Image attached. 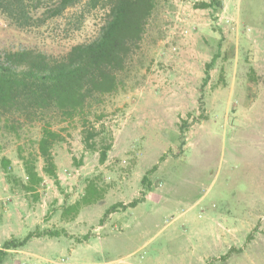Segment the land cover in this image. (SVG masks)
<instances>
[{"label":"rangeland","instance_id":"rangeland-1","mask_svg":"<svg viewBox=\"0 0 264 264\" xmlns=\"http://www.w3.org/2000/svg\"><path fill=\"white\" fill-rule=\"evenodd\" d=\"M42 1L56 0H32L35 17ZM96 1L26 27L0 9V51L64 56L108 20ZM209 1L155 0L120 88L88 122L40 110L0 122V250L33 235L2 264H264V0ZM45 126L59 134L56 177Z\"/></svg>","mask_w":264,"mask_h":264},{"label":"trees","instance_id":"trees-1","mask_svg":"<svg viewBox=\"0 0 264 264\" xmlns=\"http://www.w3.org/2000/svg\"><path fill=\"white\" fill-rule=\"evenodd\" d=\"M81 1L56 0L52 7L42 1L39 7L44 4L46 7L39 17L33 14L32 0H0V9L18 26L26 27L40 25L48 18L60 16ZM92 1L96 5L97 1ZM109 3V17L98 37L73 46L62 57L27 48L0 51V122H16L19 112L29 113V110H36V113L37 110L51 111L52 118L61 122L80 117L86 123L92 116H97L93 111L94 101L99 95L120 88L122 81L119 73L125 69L129 58L139 47L155 7V0H109ZM200 6H221V1L210 0ZM12 127L17 128L15 124ZM58 139L59 134L45 126L39 140L45 172L53 177L56 174L51 148ZM111 146L109 144L102 150V161L107 158ZM25 169L30 187L40 184L42 179L32 161L25 160ZM141 201L135 199L112 208L135 207ZM78 206L76 204L74 207L77 209ZM32 236L28 234L22 240L5 241L0 250V264L8 250L24 246Z\"/></svg>","mask_w":264,"mask_h":264}]
</instances>
